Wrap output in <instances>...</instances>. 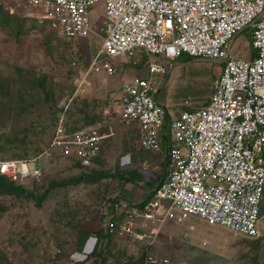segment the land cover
I'll return each instance as SVG.
<instances>
[{
    "label": "rangeland",
    "instance_id": "1",
    "mask_svg": "<svg viewBox=\"0 0 264 264\" xmlns=\"http://www.w3.org/2000/svg\"><path fill=\"white\" fill-rule=\"evenodd\" d=\"M14 2L0 0V158L38 157L42 173L26 177L23 191L0 183V264H80L100 239L105 196L132 175V164L155 172L159 162L161 151L140 147L138 128L120 118L125 85L135 76H150L151 56L137 50L115 58L113 72L91 68L103 44V1L90 8L91 33L72 38L60 32L44 3ZM231 51L255 56L251 28L234 36ZM154 61L168 65L165 73L152 74L157 98L168 109L166 130L184 109L209 102L223 59L182 53ZM60 115L68 131L87 126L99 131L101 150L92 165L83 166L70 146H52ZM158 168L163 176L166 161ZM260 215L262 233L251 238L176 210L154 250L187 264H264V190ZM128 240L115 242V251L110 246L111 255L134 251Z\"/></svg>",
    "mask_w": 264,
    "mask_h": 264
},
{
    "label": "built area",
    "instance_id": "2",
    "mask_svg": "<svg viewBox=\"0 0 264 264\" xmlns=\"http://www.w3.org/2000/svg\"><path fill=\"white\" fill-rule=\"evenodd\" d=\"M56 18L61 33L84 37L93 30L90 8L104 2L102 46L96 65L113 72V60L142 50L150 76L126 83L120 118L138 128L140 147L165 149L167 174L143 202L105 196L101 227L104 239L96 244L89 264H129L104 250L110 237L141 244L133 257L138 264H187L154 250L164 223L178 210L210 225H221L247 237L261 235L260 202L264 190V0H39ZM15 3L11 0V4ZM55 23V24H56ZM252 29L253 57L231 51V40L244 28ZM223 59L215 91L206 104L184 109L164 129L168 109L157 98L154 73L180 54ZM93 126L68 131L59 116L52 146H70L83 166H90L101 150ZM38 157L0 158V173L17 183L38 178ZM34 162V164H32ZM154 246V247H153ZM142 260L140 261V258ZM54 263V262H52Z\"/></svg>",
    "mask_w": 264,
    "mask_h": 264
},
{
    "label": "crops",
    "instance_id": "3",
    "mask_svg": "<svg viewBox=\"0 0 264 264\" xmlns=\"http://www.w3.org/2000/svg\"><path fill=\"white\" fill-rule=\"evenodd\" d=\"M160 151H161V154H159V159H158L159 162L155 166V172L148 170V168H147V170L143 169V168L140 169L139 168L140 165L137 163L132 164L133 168L130 171L132 175H130L128 178H123L121 180L122 182L119 185V187L117 186V189H115L111 193V195H109L110 193L108 194L109 196H111L112 201L117 199V198H120V197L128 198L129 200H131L133 202H143L144 201V199L148 196L149 192L152 190V187H154L167 174V171H168V161L169 160H168L167 152L165 149H161ZM161 161H166V164H167V169H166L165 174L163 176H160L159 171H157V168L159 167V164L161 163ZM147 166L149 167L151 165L148 164ZM125 171L129 172V170H124L122 173H124ZM140 171H142L143 173H141ZM147 185H153V186H150V188H148V187H146ZM106 197H107V195H106ZM98 234H101L100 239L97 238L95 240L94 244L90 248L91 253H89V255H92L95 252L96 244H98V241H99V243L101 242L102 237L104 238V232H103V229H102L100 224H99V228H98ZM126 239L127 238H118L115 236L110 237V240L108 241V245L105 248L104 252L107 255L112 256L115 260H121L122 258H130L131 260H130L129 264H138L137 262H133V257L136 254L141 253L142 250L138 244H135L130 240H128V241L132 242V244L136 247V248H134L135 249L134 251L129 250V252L126 253L125 255H122L123 252H121L120 254L117 253L116 256H123L120 258L114 257V255H111V254H114L113 252L110 251L111 247L114 251L116 250L114 248L113 244H115V242L120 243L121 241L126 240ZM120 245H122V244H120ZM137 249H139V250H137ZM87 262H89V261H86L84 259L83 261L80 262V264H86Z\"/></svg>",
    "mask_w": 264,
    "mask_h": 264
},
{
    "label": "trees",
    "instance_id": "4",
    "mask_svg": "<svg viewBox=\"0 0 264 264\" xmlns=\"http://www.w3.org/2000/svg\"><path fill=\"white\" fill-rule=\"evenodd\" d=\"M0 183H6V184H8V186L9 187H11L12 189H16V190H21V191H23L21 188H20V186L23 184V183H17L16 181H13V180H11L8 176H6V175H4V174H1L0 173ZM47 192H48V189H46L45 191H44V194L41 196V197H39V200H41L42 199V197H44L46 194H47ZM110 240V239H109ZM142 260V257L140 258V261ZM55 263V262H54ZM54 263H52V264H54Z\"/></svg>",
    "mask_w": 264,
    "mask_h": 264
}]
</instances>
